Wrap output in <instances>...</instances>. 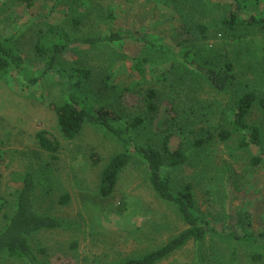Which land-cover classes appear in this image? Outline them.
Returning a JSON list of instances; mask_svg holds the SVG:
<instances>
[{"label":"rangeland","instance_id":"obj_1","mask_svg":"<svg viewBox=\"0 0 264 264\" xmlns=\"http://www.w3.org/2000/svg\"><path fill=\"white\" fill-rule=\"evenodd\" d=\"M237 2L242 7L238 12ZM232 12L239 22L234 31L222 24ZM250 16L264 19V0H181L172 5L165 0H36L32 5L0 0V39L11 37L27 68L42 73L46 66L35 54V45H53L59 28L76 37L122 36L112 43L76 45L61 58L60 66L90 69L82 95L112 108L127 123L147 113L145 96L154 90L159 99L155 121L132 132L140 142L155 144L161 137L156 134L170 115L167 100L177 112L169 123L175 134L173 146L184 141L189 150L196 135H211L208 145L190 151L188 163L168 173L176 187L193 185L196 212L219 231L242 235L248 229L258 234L264 232V163L251 164L258 148H240L241 134L224 142L216 137L221 128L232 129L238 95L254 89L264 98L260 52L264 29L248 27ZM187 51L205 68L232 62L233 84L224 92L215 90L185 61ZM68 87L65 79L51 73L29 85L10 71L0 82V199L5 203L0 231L14 211L24 175L44 172L49 180L38 178L35 209L60 220L62 226L31 236L39 264H114L163 246L186 225L176 207L151 189L144 161L135 157L121 172L112 209L100 210L82 200L83 193L98 191L101 171L123 147L97 125L86 124L73 139L61 135L50 105L61 104ZM125 88L130 91L123 92ZM247 120L260 127L264 139V107L256 103ZM43 129L59 139L57 152L39 147L36 133ZM64 195H69L67 202L61 200ZM196 250L190 241L157 264H196ZM201 250L203 264H264L263 240L208 234ZM257 253L260 260L253 259ZM2 264L26 263L5 258Z\"/></svg>","mask_w":264,"mask_h":264},{"label":"trees","instance_id":"obj_2","mask_svg":"<svg viewBox=\"0 0 264 264\" xmlns=\"http://www.w3.org/2000/svg\"><path fill=\"white\" fill-rule=\"evenodd\" d=\"M25 1L28 5L36 2V0ZM165 1L172 5L181 0ZM241 8L240 2H237V12ZM74 24L76 25L77 21ZM222 24L228 30L234 31L236 24H239L238 14L232 12L229 16L223 18ZM246 24L251 29H264V19H258L254 16H250ZM199 30L204 34V27H200ZM56 35H58V39L51 46L45 47L42 43L35 45V54L44 61V66H46L42 73H36L27 68L22 52L17 45L13 44L11 37L0 39V82L10 71H15L29 85L36 84L47 73L65 79L69 85L66 99L59 105L53 103L50 105L57 114L58 129L61 135L65 139H73L81 133L86 124H91L105 128L121 143L122 151L114 155L101 171L98 191L91 194L83 193V201L95 203L100 210L112 209L117 199L116 185L119 176L136 157L146 163L147 178L151 189L163 202L176 207L178 215L186 225L184 230L163 246L139 258L119 261L114 264H157L190 241L195 242L197 245L196 264H203L204 256L201 247L208 234L256 243L260 240L264 241V232L257 234L246 229L244 234L241 235L233 230L229 232L219 231L208 219L196 212L193 185L186 183L176 187L171 174L168 173L170 170L188 163L191 157L190 151L200 150L208 145L213 139L211 135H196L190 143L189 150L184 147V141L180 142L178 146H173L171 138L175 134L172 132L173 126L169 123L175 120L177 112L172 102L167 100L166 112L170 115L165 117L163 125H161L162 132L159 135L156 134L157 137H161L157 139L155 144L153 142H140L132 132L139 131L147 127L148 124L152 125L155 121L156 112L158 111L156 101H159V99L154 90H149L145 96L147 113L144 116H136L131 122L127 123L112 108L99 105L94 100L82 95L80 89L85 86L92 76L90 69L81 66L65 69L60 66L61 58L76 45L112 43L122 40V36L110 33L105 36L76 37L63 28H59ZM151 46L166 48L162 45L151 44ZM260 52L264 57V39L261 41ZM192 56V51H187L183 55L185 61L204 76L215 90L224 92L233 84L235 76L232 62L227 61L220 67L205 68L196 63ZM136 67L138 68L139 64ZM124 91L130 90L125 88ZM261 96L254 89L244 91L238 95L230 119L232 129L221 128L216 135L219 141L224 142L231 139L234 134H241L240 148L251 145L256 146L258 154L251 159L253 166L264 163V139L260 127L249 125L247 119L256 103L264 107V98ZM180 131H183L181 127ZM36 140L39 147L44 151L57 152L60 148L59 139L49 130L38 131ZM38 178H41L42 182L43 180L46 182L49 180L45 177L44 172H41L38 176L35 173L27 172L23 177V187L18 191L14 211L8 218L7 224L0 231V264L5 258L23 260L26 264H39L38 257L31 247V236L41 230L55 229L62 226L60 220L40 214L35 209L34 199ZM68 199L69 195H64L61 200L67 202ZM121 204L120 202L119 205ZM4 207L5 203L1 202L0 199V213ZM253 259L260 260L261 255L258 253L253 254Z\"/></svg>","mask_w":264,"mask_h":264}]
</instances>
